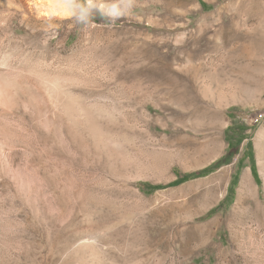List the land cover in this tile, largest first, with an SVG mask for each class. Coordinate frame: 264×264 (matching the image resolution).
Segmentation results:
<instances>
[{
  "label": "rangeland",
  "instance_id": "rangeland-1",
  "mask_svg": "<svg viewBox=\"0 0 264 264\" xmlns=\"http://www.w3.org/2000/svg\"><path fill=\"white\" fill-rule=\"evenodd\" d=\"M58 15L0 0V264H264V0Z\"/></svg>",
  "mask_w": 264,
  "mask_h": 264
},
{
  "label": "clouds",
  "instance_id": "clouds-1",
  "mask_svg": "<svg viewBox=\"0 0 264 264\" xmlns=\"http://www.w3.org/2000/svg\"><path fill=\"white\" fill-rule=\"evenodd\" d=\"M53 9L59 13L50 19H72L75 24L94 26L96 18L114 23L130 14L135 7V0H49ZM51 35L59 36L58 28L49 24Z\"/></svg>",
  "mask_w": 264,
  "mask_h": 264
},
{
  "label": "trees",
  "instance_id": "trees-1",
  "mask_svg": "<svg viewBox=\"0 0 264 264\" xmlns=\"http://www.w3.org/2000/svg\"><path fill=\"white\" fill-rule=\"evenodd\" d=\"M226 135H227V140L229 142V147L230 148H234L236 146H240L243 143V141L246 139L244 137V135H242V133H240V134L236 133L234 128L233 129H231V128L228 129L227 132H226ZM236 138H238V139L235 142ZM234 157H235V154L230 153L228 156L224 157L219 162V164L220 165L230 164L233 161ZM254 168H255V166L253 165L252 166L253 172H254ZM204 173H206V172L204 171ZM201 174H203V172ZM188 178H191V176L186 175V176L182 177L181 179H178V180L174 181L173 183H170L167 187L178 186V185L184 183L185 181H187ZM145 188L147 189V187H145ZM163 188H166V187H161V186L152 187L150 189V192H155V191L161 190ZM142 190L144 191V187L142 188Z\"/></svg>",
  "mask_w": 264,
  "mask_h": 264
},
{
  "label": "bare ground",
  "instance_id": "bare-ground-1",
  "mask_svg": "<svg viewBox=\"0 0 264 264\" xmlns=\"http://www.w3.org/2000/svg\"><path fill=\"white\" fill-rule=\"evenodd\" d=\"M28 1L30 3H32V0H28ZM34 5H35L36 10H38V12L40 14H42L43 13V7L40 6L39 4H34ZM44 14L47 16H50L49 15L50 12L44 11ZM249 193H252V185H251L250 179L248 178L247 174L244 173L242 178H241L240 186L238 188V195H237V201H236V207L238 209H243L245 207L246 200L250 198Z\"/></svg>",
  "mask_w": 264,
  "mask_h": 264
}]
</instances>
